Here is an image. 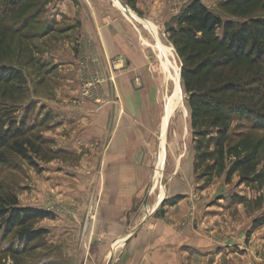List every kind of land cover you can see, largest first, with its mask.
Returning <instances> with one entry per match:
<instances>
[{
    "label": "crops",
    "instance_id": "0c3cea01",
    "mask_svg": "<svg viewBox=\"0 0 264 264\" xmlns=\"http://www.w3.org/2000/svg\"><path fill=\"white\" fill-rule=\"evenodd\" d=\"M111 1H56L67 22L81 27L73 34L92 41L89 50L80 48L74 62L61 66L64 85L90 86L87 94L70 91L54 104L61 121L73 112L77 118L76 129H68L65 120L54 133L57 148L78 159L73 176L56 170L54 192L72 199L67 205L73 216L66 221L74 228V243L88 247L83 264H222L236 257L250 264L257 238L246 242L249 223L243 227L245 220L236 222L231 214L238 209L244 218L242 203L226 198L218 184L202 188L194 174V151L170 153L178 151V143L170 134L171 117L165 122L169 71L136 23L156 41L154 33L134 14L121 15ZM157 3L138 0L137 7L152 13ZM124 7L118 6L125 12ZM82 54L92 57L81 63ZM69 97L79 103L70 104ZM57 216L56 224H62ZM257 241L256 250L262 245ZM259 257L264 264V254Z\"/></svg>",
    "mask_w": 264,
    "mask_h": 264
},
{
    "label": "trees",
    "instance_id": "16d2710c",
    "mask_svg": "<svg viewBox=\"0 0 264 264\" xmlns=\"http://www.w3.org/2000/svg\"><path fill=\"white\" fill-rule=\"evenodd\" d=\"M125 3L140 13L138 0ZM41 4L0 0V168L8 164L10 152L36 166L27 115L18 123L11 110L25 97V78L3 62L13 56L11 40L31 29ZM221 8L227 18L193 0L167 32L190 106L196 180L205 188L217 178L229 184L237 176L238 186L253 188L264 183V0H224ZM234 199L248 203L245 197ZM50 217L49 211L20 206L14 195L0 196V233L14 232L22 244L44 234L30 226L34 221ZM262 226L264 212L253 219L247 235Z\"/></svg>",
    "mask_w": 264,
    "mask_h": 264
},
{
    "label": "rangeland",
    "instance_id": "374dc122",
    "mask_svg": "<svg viewBox=\"0 0 264 264\" xmlns=\"http://www.w3.org/2000/svg\"><path fill=\"white\" fill-rule=\"evenodd\" d=\"M56 1L41 0L42 6H40V9L42 8V11L40 15L32 23L31 29L19 33L17 37L11 40L14 47L13 56L3 62L20 69L25 78V97L16 102V104H8L12 105V107L10 106L11 110L15 111L13 117L18 123L27 115V126L30 129L27 137L33 141L38 152L37 154H31L36 166L17 154L10 152L7 156L8 164L0 168L1 197L8 198V196L14 195L18 198L20 206L36 207L49 211L52 213V217L36 220L30 225L33 229H43L45 232L42 236L26 245L18 241L14 232L8 236L0 233V264H83L84 254L88 251L87 245L74 243V228L69 225V221H66L73 216L71 207L67 205L68 201L69 204L72 202V199L59 197L54 192L57 182L56 170H62L73 176L74 163L78 161V159H75L74 154H68L67 150L63 148L58 149L54 138L56 129H60L65 120L72 127L69 126L68 129H76L77 118H75L73 112L71 118L61 121L62 119L60 120L54 110V104L61 100L64 101L65 95H70V91L79 90L78 97H80V94L82 97L86 95L85 92L87 89L89 90L90 86L86 88V85H78L76 82H72L69 86L64 85L62 81L66 74H64L65 68L61 66L69 61L74 62V59H77L79 55L80 48H84L83 53H85V48L89 50L88 45H92V41L88 42L89 38L84 39L85 36H82L81 33L73 34L81 28L77 22L73 24L72 34L67 33L68 29H70L69 27L73 25L67 22L62 13L58 12ZM114 1L116 4L111 1L113 8L124 17H127L126 14L118 6L120 8L125 6V9L132 10V14L146 17L142 19L137 15L140 18L138 21L145 23L147 27L149 25L148 22L152 25V29H149L154 33L156 41L151 38L149 31L143 24L135 23L146 33L152 46L155 45L154 47L159 50L162 60H165V63L168 60L171 62L173 68L170 69V74L171 72L173 76L176 72L180 74L182 91L180 94L178 93V97H176L175 84L170 80L171 95L169 98L173 100L176 97L174 103L176 111L169 120V129H171L170 134L174 133L173 142L178 143L176 145L178 151L171 150L170 153L177 155L182 150L184 152L187 151L190 155L194 151L190 106L188 97L183 89L180 70L181 62L173 44L169 40L167 29L177 23L179 15L193 0H172L173 3H170L169 0H158L157 5L152 8V13L148 8L141 10L142 12L138 10L141 14L128 6L125 0ZM201 1L215 13L227 18L221 8V3L224 0ZM159 5H162L164 10L159 9ZM261 15H264V13L262 12ZM78 41L80 44H78ZM91 57L88 54H82L80 61L81 63L85 62L84 58L90 59ZM93 57L95 56L93 55ZM72 74L73 72L71 74L68 72V75ZM173 91L174 95L172 96ZM73 95L75 94L73 93ZM71 99H69L70 104L79 103L75 98ZM237 182V176L229 184L225 182L224 178H217L214 181L215 184H218L217 189L221 193L227 194L226 198L236 202L234 196L242 197L240 193H243V197L248 199L247 204H242L244 218H241L242 216L239 214L238 209L231 211V214H236V222L237 219H241L240 221L245 220L243 227H246L249 223L251 228L253 219L264 212V183L252 188L245 184L238 186ZM56 214L59 215L57 217L62 220V224H56ZM58 225H61L62 228L58 229ZM82 226L81 222V226L78 227L80 236L83 234ZM0 227H3L1 222ZM243 230L245 233L246 228ZM254 237L257 239L251 242L253 248L251 250L250 264H261L262 259L259 255L261 254L262 256L264 254V226L255 229L250 235H246V242H249ZM258 239L262 245L257 241ZM256 241L257 244L261 245V248L258 245L257 250ZM235 250L240 254L242 252L238 247H235ZM240 260L241 258L236 257L234 261L222 264H242ZM88 264H107V262L98 263L91 261Z\"/></svg>",
    "mask_w": 264,
    "mask_h": 264
},
{
    "label": "bare ground",
    "instance_id": "6f19581e",
    "mask_svg": "<svg viewBox=\"0 0 264 264\" xmlns=\"http://www.w3.org/2000/svg\"><path fill=\"white\" fill-rule=\"evenodd\" d=\"M135 17H138L137 15H135ZM138 19H140L139 17H138ZM148 28H150V29H152V25L148 22ZM166 66H167V68H168V71H169V77H170V79L172 80V83L174 82V84H175V91H176V97H178V93L180 94V92L182 91V86H181V84H180V74L178 73V72H176L175 73V75L173 76V74H172V72H171V74H170V69H172L173 67H172V64H171V62L168 60L166 63ZM174 88V87H173ZM175 97V98H176ZM179 97H180V95H179ZM175 98L173 99V100H170V102H169V109H168V117L165 119V122H167L168 121V119H170L169 117H171V116H173L174 115V113H175V111H176V108L174 107V103H175ZM183 99V98H182ZM183 102V101H182ZM184 104V103H183ZM182 104V105H183ZM180 105V104H179ZM181 109H182V107H180ZM178 117V116H177Z\"/></svg>",
    "mask_w": 264,
    "mask_h": 264
},
{
    "label": "water",
    "instance_id": "95a60500",
    "mask_svg": "<svg viewBox=\"0 0 264 264\" xmlns=\"http://www.w3.org/2000/svg\"><path fill=\"white\" fill-rule=\"evenodd\" d=\"M121 0H119V2H120ZM126 5V4H125ZM127 6V5H126ZM124 13H126L127 15H131V11L130 10H127V9H124ZM134 12V11H133ZM139 17H141L142 19H145V17H143V16H141V15H139V14H137ZM181 70V69H180ZM174 95V91H173V93H172V96Z\"/></svg>",
    "mask_w": 264,
    "mask_h": 264
},
{
    "label": "built area",
    "instance_id": "2783aa9c",
    "mask_svg": "<svg viewBox=\"0 0 264 264\" xmlns=\"http://www.w3.org/2000/svg\"><path fill=\"white\" fill-rule=\"evenodd\" d=\"M169 2H170V3H173V1H172V0H169ZM174 3H175V2H174ZM175 10H176V9H175ZM85 94H87V92H85Z\"/></svg>",
    "mask_w": 264,
    "mask_h": 264
}]
</instances>
